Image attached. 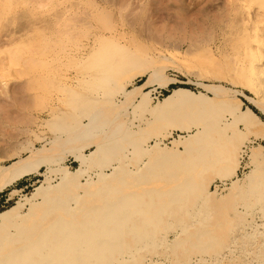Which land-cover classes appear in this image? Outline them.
I'll return each instance as SVG.
<instances>
[{
	"label": "rangeland",
	"instance_id": "374dc122",
	"mask_svg": "<svg viewBox=\"0 0 264 264\" xmlns=\"http://www.w3.org/2000/svg\"><path fill=\"white\" fill-rule=\"evenodd\" d=\"M42 2L44 5L41 4ZM42 2L41 0L31 2L37 16L40 17V20H35L36 23H40V36L34 32L29 40L25 39L22 42V39L14 38L12 42L0 34V212L30 198L36 189L44 184V173L49 166L40 165L42 160H47L50 156L54 158L50 168L53 171L51 181L55 187L60 186L62 170L71 173L76 171L79 164L74 160L73 154L78 150L84 154L94 151L92 146L89 147L92 139L88 140L87 136L86 139L81 138L84 141L79 144L78 132L85 129L89 118L97 112L108 111L106 125L103 124L105 126L100 127L94 134L90 129L85 134L97 137L102 134V139L106 141L120 135L126 129L137 132L143 127L142 131L137 132V137L145 140L143 143L145 148L153 144L157 136L170 145L174 139L187 138L197 132L196 126H193L190 132L175 128L170 124L171 115L163 120L160 116L153 119L150 110L139 108L136 101L133 103L127 101L125 92L134 87L151 92V106L168 96L172 87L175 89L188 87L191 88L188 90L195 93H206L205 86H216L220 89H230L235 99H221L213 96L212 93H206L211 98L208 101L203 100V107L207 113L212 114L211 111L214 109L213 114L217 115L228 105L238 108L239 103H242L240 112L251 107L255 108L246 98V96L254 98L249 91L246 89L243 91L228 82L214 78L219 74H230L237 84L244 83L243 78L240 79L241 74L236 72L239 69V66L238 68L236 66L237 59L247 50L244 41L247 38L243 35L242 18H240L242 14L237 0H42ZM48 19L50 22L47 24ZM19 24L16 25L17 30L21 29L23 23L20 26ZM4 39L11 43L8 44ZM23 43L24 46L28 45L24 47ZM20 48L23 50L18 52ZM7 50L10 52H6ZM31 50L36 51L31 53ZM112 64L116 67L111 68ZM151 68L162 71L164 76L162 81H157V78L150 81L147 76L133 78L141 69ZM165 85L168 87L163 88ZM260 106L264 109V102ZM187 107L192 108V105L183 106L177 111L178 114L185 116L182 109ZM221 116L220 127L222 126L223 129L219 133L226 144L223 153L227 155L233 152V168L239 166H236L235 170L237 177L230 180L216 179V171L203 173L204 175L201 176V182H204L208 191H220L223 197L221 200H225L220 203L221 205L212 206L220 210L217 209L220 214L216 213L215 220L222 217L223 222L221 218H219L221 222L217 219V223L221 225L217 226L221 229H217L213 234L215 245L209 251L208 257L210 259L217 255L225 256L222 264H233L234 261H231L232 258L230 259L228 255L229 250L232 249L237 251L239 257L249 256L248 258L260 263L258 258L261 255L258 252L264 249L260 247L261 239L248 238L249 240H239L238 244L232 242L235 236L241 239L240 234L244 231L248 234L252 233L248 225L252 223V218L243 209V204L249 201L248 198L241 199V193L239 195L236 191L231 194L229 189L234 180L235 182L243 180L251 173L249 155L254 156L257 152H264V124L248 127L243 123L235 122V118L228 113ZM260 120L264 123L261 117ZM71 124H75L76 128L73 129L74 125ZM108 128L112 129L108 133L110 135L105 132L109 130ZM66 136L72 140L76 139V145L72 142L64 144V141L58 140ZM118 141L119 146L124 145L127 148L126 160L123 157L126 153L119 149L114 150L111 153V162L103 166L102 170L108 171L109 166L118 163L128 168L140 166L137 156L130 153L132 149L128 148L127 141L122 137H118ZM53 147L56 148L54 153H51ZM254 148H261L262 151L258 149L255 151ZM118 157L120 160L117 163ZM20 159L24 160L21 167H25L26 170L15 169L14 165ZM222 166L225 167L221 165L216 169ZM9 178L13 179L8 182ZM166 179L160 177L154 181L153 178L150 186L163 187L166 190L173 187L174 182ZM76 195L75 192H67L62 195V199L53 198L49 204L39 205L32 213L29 212L28 207L24 208L21 211L24 221L20 220L18 224L0 230L1 259L14 250L18 251L28 244L40 242V234L50 230L57 222L72 220L78 223L86 218H93L91 211L98 212L107 203L119 201L121 196L88 194L82 195V198L75 203ZM231 196L237 198L232 199ZM226 199L230 200L229 204ZM67 201L70 202V206L61 208V203ZM164 201V198L153 199L152 206H144L146 210L144 209L142 214H137L134 209L136 213L133 211L135 214L129 216L130 223L121 228L123 234L120 242L124 249L134 251L142 246L143 242L140 235L138 236L139 231L134 229L141 227L145 219L152 221L156 210H159ZM146 202L149 200L146 199ZM156 203L160 204L154 208L153 204ZM213 208L211 210L215 211L216 209ZM104 211L98 213L104 215ZM221 211L225 215L223 212L221 215ZM183 215L184 213L181 216ZM181 218L185 219V216ZM105 226L109 229L115 227L96 224L95 228L100 230ZM150 226L154 224L147 223V227ZM157 227L158 230L163 228L162 225ZM114 230L119 231V228ZM174 235L173 233L168 235L167 244L175 241ZM205 238L204 236L203 240L207 243L209 238ZM185 245L173 256L169 251L165 252L164 246L153 244L144 249L141 256L139 254L130 260H135L133 264H151L149 260L152 259L155 260L152 264H176V259L184 262H188V259L192 262L196 261L198 254L191 249L190 244ZM237 263L244 264L238 259L234 264Z\"/></svg>",
	"mask_w": 264,
	"mask_h": 264
},
{
	"label": "bare ground",
	"instance_id": "6f19581e",
	"mask_svg": "<svg viewBox=\"0 0 264 264\" xmlns=\"http://www.w3.org/2000/svg\"><path fill=\"white\" fill-rule=\"evenodd\" d=\"M32 1L33 0H0V34L2 37H5L12 42L14 41V38H19L22 39L23 42L25 39H31L30 35L34 32L38 33V36H40V23L38 24L35 22L37 19L40 20V17L37 16L35 9L31 5ZM237 3L242 14V17L240 18H242L241 23L243 25V35L247 38L244 39L247 50L245 54H241V57L237 59L238 64L236 66L237 68L239 66V69H234H237L238 71L236 70V72L241 74L239 76H241L240 79L243 78L244 83L237 84V82H235L236 80L232 75L230 76V74H219L218 77L214 78H218L219 81L228 82L230 85L239 87L243 91L244 89L249 91L254 98L247 96L246 98L251 105L259 110L264 116V109L260 106V104L264 102V0H237ZM41 4H43V2ZM46 7L47 6H45V8ZM56 12H58V10ZM48 22H50L49 19L46 23L48 24ZM21 23H23L21 29L18 28L17 30L16 25L19 24L20 26ZM7 39L4 40H6L8 44L11 43V41L9 42ZM26 45L24 46L23 43L24 47H26ZM15 48H17V46ZM9 50L6 52L11 51ZM21 50H23V48H20V50L18 49V52ZM32 51L33 50H31V53H34L36 50L34 52ZM11 57L12 55L10 58ZM16 57L17 56H15V58ZM113 64L115 63L113 62ZM113 64L111 65V68ZM145 76H147L150 81H153L155 78H157V81H162L164 77L162 71L160 72L157 69L151 68L149 70L141 69V71L133 76V78ZM166 87H168V85L163 86V88ZM205 91L207 94L212 93L213 96L221 99H235V95L230 92V89H220L216 86H205ZM206 93H195L183 88L173 89L163 100H158L154 106H151L150 101H152V98L150 91L147 92L144 91L143 88L136 89L134 87L132 90L125 92V98L127 101H132V103L136 101L139 108L141 107L147 111L150 110L153 119L156 116H160L163 120L171 115L170 124L175 126V128H180L183 131L190 132L193 126L197 127L196 133L187 138L174 139L170 145L166 144L157 136L156 139H154L153 144L143 148L145 140L137 137V132L143 129V127H141V129L137 132H134L131 129H126V131L121 132L120 135L110 138L108 141L102 139V134L100 137L95 135H86V132L90 130H92L91 132L94 134V132L100 129V127L105 126L109 114L107 113L108 111L105 110L103 113L97 112L91 116L87 125L84 127L85 129L78 132L81 135L79 134L77 136H80V139L78 140L79 144L84 141L81 138L85 137L86 139L88 137V140L92 139V141L89 142L90 144H88L89 147L92 146L94 148V151L90 154L81 153L79 150L74 153V160L79 164V166L76 171H73L72 173L65 169L62 170L60 178L61 183L58 187L53 186L51 181V174L53 171L50 168V163L53 162L54 158L50 156L49 159L42 160L40 165L47 164L49 166L48 170L44 173V184L39 186L30 198L19 201L11 208L0 212V230L5 229L8 226L18 224L20 220L24 221V217L21 215V211L24 208L28 207L29 212L32 213L39 205L49 204L53 198L62 199V195L67 192H75L77 194L74 197L75 203L78 202V199L82 198V195L88 194H96L100 196L111 195L110 197H112V195L119 194L121 195L120 200L117 202L107 203L102 210H100L101 212L105 210L104 215H101V213L99 214L98 212L100 211H91L93 218H86L78 223L77 221L72 220L68 222H57V224H54L50 230L48 229V231L40 234V242L28 244L18 251L14 250L5 258L2 257L1 259L0 257V264H133V261L135 260H130V258L139 254V256H141V252L153 244H157V246L160 247L164 246L166 253L169 251V253L175 256L177 254V250H181V248L187 243L190 244L191 249L195 250L196 254H198V259L194 262H192L191 259H188V262L176 259V264H222L225 256L220 257L219 255H212L213 257L210 259L208 256L210 255L209 251L212 250V247L215 245V236L213 234L217 229H221V227H218L221 225L217 223V219L219 222H223L222 217H219L221 218V221L217 218V216V219L215 220L214 216L218 212L219 208H217V210L212 206L216 207L218 204L221 205L220 203L225 202V200H221L223 197L221 196L220 191H208L204 182H201V176L209 173L210 171H216L217 176L215 178L221 181L237 177V172L235 170L237 169L236 166L239 165H236L234 166L235 168H233V152L227 153V155L223 153L225 152L226 144L222 140V136L219 133V131L223 129L222 126L220 127L222 119L221 115L228 113L230 116L235 118V122L243 123L248 127H254L257 124L260 125L264 123L260 120V117L249 108L240 112L242 103H239L240 106L238 108L228 105L217 115L213 114L215 112L214 109L211 111L213 112L212 114L210 112L207 113L203 107V100L208 101V99L211 98L208 97ZM187 105H192V108L187 107V109H182L185 116L178 114L177 111ZM193 106L195 107L193 108ZM112 107L114 108V106ZM109 108L112 109L111 107ZM73 125L71 124L73 129L76 128L75 124ZM111 130H106V134H108ZM118 137H122L123 140L127 141L128 148L132 149V151L134 150L133 152L130 150V153L137 156L141 165L134 166V168H128L126 165L122 166L118 163L120 160L118 157L116 160L118 164L111 165L108 167V171H104L102 168L111 162V153L114 150L119 149L121 152L126 153L123 157L125 160L127 158V148L124 145L119 146ZM58 140L64 141V144H70L69 142H72L76 145L77 143L76 139L72 140L69 136L61 137ZM130 140L132 142H130ZM55 148L53 147L51 153H54ZM256 149H258V151L261 150V148H254L255 151ZM249 159V166L252 170L251 173L248 176H245L243 180L240 179L238 182H235L234 180L229 189V193L233 194L238 191L239 195L240 193L242 194L241 199L248 198L249 201L243 204V209L252 218V223L248 224L250 229H252V233L248 234L247 231L243 232V229V233L240 234L241 239H238L235 236L236 238H232V242L238 244L239 240H249L248 238L252 240L261 239L262 242L260 247L264 248V152H257L254 156L249 155ZM35 160L38 159L35 158ZM23 162V159L16 162L14 165L15 169H24L25 167H21ZM221 165H225V167L222 166V168L216 169L217 167H221ZM20 170L18 169V171ZM24 172L25 171H23V173ZM160 177H166V181L174 182L173 187L166 190L163 187L155 188L150 186L153 182V178L155 181V179H159ZM13 178H9L8 182H10V179L12 180ZM8 184L9 183H7V185ZM236 195L238 197V194ZM231 197L233 199L236 196ZM155 198H164L165 201L162 205H160L161 207L159 210H156L154 219L152 221L145 219L141 227L134 229L137 232L139 231L138 236L140 235L141 242H143L142 246L134 251L124 249L120 241L123 234L122 229L130 223L131 217L129 216L135 212L134 209H136L137 214H142L144 209L146 210L144 206H152V201ZM146 199H148L149 202H146ZM229 201L227 200L228 204L230 203ZM61 204V208H68L70 206V202L68 201L62 202ZM157 204L159 205L160 203L153 204V207L158 206ZM215 204L217 205L215 206ZM211 207L217 211H212ZM223 211H221V215ZM183 213L185 219L181 218L183 217L181 216ZM99 216L104 218L100 219L101 217L99 218ZM223 218L225 220L224 216ZM147 223L154 224V226L147 227ZM58 224L60 225L58 226ZM96 224L107 226L114 225L115 227L109 229L105 226V228L97 230L95 228ZM160 225H162L163 228L158 230L157 226ZM115 228H119V231L114 230ZM171 233L175 234L174 236L176 239L171 244H167L168 235ZM204 236L209 238L207 243H205L206 240H203ZM258 253L264 257V249ZM148 255L149 254H147V256ZM156 255L160 257L158 253ZM228 255L230 259L232 258L231 261L234 262L238 259L243 261L244 264H264V258L261 259V256L258 258L260 261L257 260L260 263H257L256 261L248 258L249 256L247 258L246 256L239 257L237 251L232 249L229 250ZM154 261L155 260L153 259L149 260L151 264L154 263Z\"/></svg>",
	"mask_w": 264,
	"mask_h": 264
},
{
	"label": "trees",
	"instance_id": "16d2710c",
	"mask_svg": "<svg viewBox=\"0 0 264 264\" xmlns=\"http://www.w3.org/2000/svg\"><path fill=\"white\" fill-rule=\"evenodd\" d=\"M182 88H186V89H191V88H188V87H182ZM173 89H175V87H172V90ZM169 94V93H168ZM167 94V95H168ZM251 109L257 114V115H259L263 120H264V116H262L261 114H260V112L257 110V109H255V108H253V107H251ZM5 202V201H4Z\"/></svg>",
	"mask_w": 264,
	"mask_h": 264
}]
</instances>
